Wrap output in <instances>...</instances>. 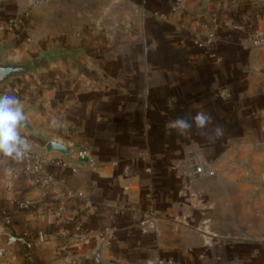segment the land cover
<instances>
[{
  "label": "crops",
  "instance_id": "crops-1",
  "mask_svg": "<svg viewBox=\"0 0 264 264\" xmlns=\"http://www.w3.org/2000/svg\"><path fill=\"white\" fill-rule=\"evenodd\" d=\"M174 1L0 0V59L30 66L0 95L22 101L21 132L52 180L0 157L7 233L37 241L0 264H97L100 246L102 264H264V1L185 0L175 13ZM199 111L223 137L166 135ZM49 141L89 159L66 164ZM193 163L215 175L194 177Z\"/></svg>",
  "mask_w": 264,
  "mask_h": 264
},
{
  "label": "clouds",
  "instance_id": "clouds-1",
  "mask_svg": "<svg viewBox=\"0 0 264 264\" xmlns=\"http://www.w3.org/2000/svg\"><path fill=\"white\" fill-rule=\"evenodd\" d=\"M191 121V122H190ZM210 113L199 111L195 116L178 117L166 126V135L175 130L178 136L191 135L193 126L198 134L214 142L223 137V126H213ZM29 124L22 101L15 95H0V156L20 162L31 150V144L26 134Z\"/></svg>",
  "mask_w": 264,
  "mask_h": 264
},
{
  "label": "built area",
  "instance_id": "built-area-1",
  "mask_svg": "<svg viewBox=\"0 0 264 264\" xmlns=\"http://www.w3.org/2000/svg\"><path fill=\"white\" fill-rule=\"evenodd\" d=\"M245 4H254L259 1L264 0H242ZM185 4V0H175L170 12H176L183 8ZM1 18V13H0ZM249 16H245L241 19V24L239 27H244L249 23ZM216 41V34L211 33L207 40L208 45H213ZM264 41V33H259L254 37L253 44L257 47L262 46ZM29 139V137H28ZM30 141V139H29ZM1 157V156H0ZM74 160L78 165L83 166L89 159L88 153L86 151H81L73 155ZM65 163H70L69 161H65ZM193 174L194 177L207 175V176H214L215 172L211 170L207 165H195L192 164ZM24 171L32 178L36 183L42 184L44 186L48 185L52 180L45 172V161L43 158L35 153L34 151L30 150L27 156L24 159ZM73 197H82L81 193H75L72 191H68L66 194V198H73ZM33 206V201L26 200V201H19L16 203V207L19 210H29ZM13 219L11 214L6 210L1 208L0 203V239L6 238L3 242H0V258H7L8 252L7 247L13 245H21L26 250H31L35 245H37L36 239L33 237L25 234L22 236H17L14 234H8L7 229L12 226ZM42 239V236L39 237Z\"/></svg>",
  "mask_w": 264,
  "mask_h": 264
},
{
  "label": "water",
  "instance_id": "water-1",
  "mask_svg": "<svg viewBox=\"0 0 264 264\" xmlns=\"http://www.w3.org/2000/svg\"><path fill=\"white\" fill-rule=\"evenodd\" d=\"M30 72V66L23 65H8L3 64L0 59V85H4L10 79L27 75ZM26 113V111H25ZM27 115V113H26ZM29 120V119H28ZM27 131H31V124L29 122ZM45 152L47 154L57 153L62 155L67 161L76 162L73 158L74 153L78 150L77 147L70 143H63L61 141H49L46 143ZM264 188V183L261 184ZM103 246H100L95 254V260L97 264H102L101 262V251Z\"/></svg>",
  "mask_w": 264,
  "mask_h": 264
},
{
  "label": "rangeland",
  "instance_id": "rangeland-1",
  "mask_svg": "<svg viewBox=\"0 0 264 264\" xmlns=\"http://www.w3.org/2000/svg\"><path fill=\"white\" fill-rule=\"evenodd\" d=\"M258 148H259V147H258ZM260 148H261V147H260ZM251 149H254V150H255V147H250V150H251ZM254 164H256V163H254ZM261 164H262V167H264V162H262ZM253 178H254V177H253ZM253 178H251V181H256V180L253 179ZM256 183H258V181H256ZM259 195H262V196H263V200H264V192H263V194H259ZM259 195H258V197H259ZM263 235H264V233H263ZM251 245H253V246L255 247V246H256V243H254V242L252 243V242H251ZM257 245H259V244H257ZM261 249H262V252H263V261H264V243L262 244V248H261ZM250 250L253 251V250H255V248L253 249V248L251 247ZM258 250H259V249H258Z\"/></svg>",
  "mask_w": 264,
  "mask_h": 264
}]
</instances>
